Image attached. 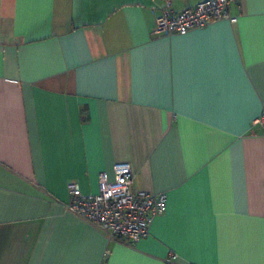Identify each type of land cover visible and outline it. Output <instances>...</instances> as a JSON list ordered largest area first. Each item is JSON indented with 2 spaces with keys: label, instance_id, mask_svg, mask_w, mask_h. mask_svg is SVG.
Returning <instances> with one entry per match:
<instances>
[{
  "label": "crops",
  "instance_id": "obj_1",
  "mask_svg": "<svg viewBox=\"0 0 264 264\" xmlns=\"http://www.w3.org/2000/svg\"><path fill=\"white\" fill-rule=\"evenodd\" d=\"M167 1L0 0V264H264V0L154 34ZM123 162L167 195L134 243L67 209Z\"/></svg>",
  "mask_w": 264,
  "mask_h": 264
},
{
  "label": "built area",
  "instance_id": "obj_2",
  "mask_svg": "<svg viewBox=\"0 0 264 264\" xmlns=\"http://www.w3.org/2000/svg\"><path fill=\"white\" fill-rule=\"evenodd\" d=\"M236 0H201L193 6L174 11L167 1L156 18L154 34H185L221 19L235 22L229 14V5ZM253 124H259L264 136V104ZM135 172L129 163L114 166V179L109 181L106 174L99 175V190L83 193L79 186L68 184L69 203L67 209L83 218L103 232L108 240L120 243H134L149 234L156 216L165 209V192L135 190ZM174 258V256H172Z\"/></svg>",
  "mask_w": 264,
  "mask_h": 264
}]
</instances>
